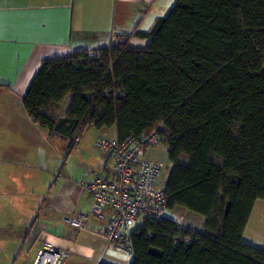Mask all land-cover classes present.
<instances>
[{
	"label": "trees",
	"instance_id": "1",
	"mask_svg": "<svg viewBox=\"0 0 264 264\" xmlns=\"http://www.w3.org/2000/svg\"><path fill=\"white\" fill-rule=\"evenodd\" d=\"M113 38L41 60L21 97L28 115L69 147L87 126L122 140L163 124L167 207L203 216V230L146 219L129 264H264V248L242 241L264 199V0H176L148 30Z\"/></svg>",
	"mask_w": 264,
	"mask_h": 264
},
{
	"label": "crops",
	"instance_id": "2",
	"mask_svg": "<svg viewBox=\"0 0 264 264\" xmlns=\"http://www.w3.org/2000/svg\"><path fill=\"white\" fill-rule=\"evenodd\" d=\"M175 1L3 0L0 264H35L45 244L67 252L62 264H115L110 261L112 253L106 242L96 234L103 223L90 215L91 198L81 185L90 179L87 170L103 174L112 171V160L107 155L92 157L89 144L93 146L100 134L116 137L115 127L87 126L69 147V137L49 132L31 119L21 97L41 60L107 46L115 34H129L134 29L146 31ZM146 43V39L136 37L129 41L134 47ZM70 97L67 95L58 105L56 118L65 117ZM89 127L95 131L86 136L84 130ZM74 153L85 158L91 169L78 172L72 165ZM256 203L257 200L246 226ZM78 212L88 214L82 230L64 222L67 216Z\"/></svg>",
	"mask_w": 264,
	"mask_h": 264
},
{
	"label": "built area",
	"instance_id": "3",
	"mask_svg": "<svg viewBox=\"0 0 264 264\" xmlns=\"http://www.w3.org/2000/svg\"><path fill=\"white\" fill-rule=\"evenodd\" d=\"M163 128L159 123L148 132L122 140L102 134L96 136L94 146L112 160L113 169L109 174L87 170L90 179L81 184L91 198L90 215L103 223L96 230L97 236L106 242L114 257L128 263L133 259L132 234L139 231L144 220L160 221L169 217L167 195L164 186L158 184L163 162L146 156L150 147L162 143ZM79 136H75L74 142ZM173 219L183 226L181 216ZM87 221L88 214L82 212L64 219L77 230L85 229ZM189 235L184 240L188 241ZM66 257L65 250L45 244L35 264H62Z\"/></svg>",
	"mask_w": 264,
	"mask_h": 264
},
{
	"label": "rangeland",
	"instance_id": "4",
	"mask_svg": "<svg viewBox=\"0 0 264 264\" xmlns=\"http://www.w3.org/2000/svg\"><path fill=\"white\" fill-rule=\"evenodd\" d=\"M142 46L144 45L142 44ZM94 131L95 129L89 127L84 130V133L86 132V136H87L88 134ZM89 147L91 148L90 150L92 152V157L93 155L99 156V154L105 155L104 153H101L94 146V144L93 146L89 144ZM146 156L148 158H157L163 162V168L161 170V173L158 179V184L160 186H165L168 175L172 168V164L168 159L166 145L164 143H159L153 147H150L147 151ZM109 162L111 163V161ZM72 165L76 167L77 171L80 173H83L85 169H91L92 167L91 165H89L87 161H85V158L81 157L80 155H77V153H74L73 155ZM168 215L171 218L181 216L182 225L195 229L197 231L203 230V224H204L205 218L199 214H196L194 212H191V211H188L182 208H174L169 212ZM242 241L250 245H253L255 247L264 248V199H257V203L252 211L251 218L243 233ZM23 252L25 253V250ZM22 253L20 252L21 255ZM20 254H19V257H20ZM110 261L115 264H129L128 262L124 261L122 258L113 257V255L111 256Z\"/></svg>",
	"mask_w": 264,
	"mask_h": 264
},
{
	"label": "snow or ice",
	"instance_id": "5",
	"mask_svg": "<svg viewBox=\"0 0 264 264\" xmlns=\"http://www.w3.org/2000/svg\"><path fill=\"white\" fill-rule=\"evenodd\" d=\"M3 0H0V6H2ZM4 14L0 12V36L3 35L4 30V21H3Z\"/></svg>",
	"mask_w": 264,
	"mask_h": 264
}]
</instances>
